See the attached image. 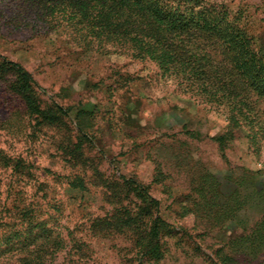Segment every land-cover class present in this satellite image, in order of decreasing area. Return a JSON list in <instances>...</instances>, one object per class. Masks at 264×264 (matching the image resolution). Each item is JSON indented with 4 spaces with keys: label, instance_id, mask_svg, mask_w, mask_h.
Returning <instances> with one entry per match:
<instances>
[{
    "label": "rangeland",
    "instance_id": "obj_1",
    "mask_svg": "<svg viewBox=\"0 0 264 264\" xmlns=\"http://www.w3.org/2000/svg\"><path fill=\"white\" fill-rule=\"evenodd\" d=\"M205 1L240 13L264 48V0ZM109 49L54 28L28 0H0V63L31 74L41 108L64 112L57 124L40 122L10 89L14 78L0 77V264H22L26 255L19 244L28 225L1 213L16 197L41 224L33 233L58 243L47 248L43 264H222L220 249L235 264H264V254L255 259L228 251L242 231L217 214L209 189L200 188L210 175L227 196L234 190L227 178L238 177V169L259 173V187L264 132L231 129L226 108L162 77L155 64ZM212 49L215 62L226 65ZM123 181L146 188L175 229L160 261L141 258L128 235L101 224L120 203L137 204L123 195L116 199ZM251 203L240 215L246 226L263 213Z\"/></svg>",
    "mask_w": 264,
    "mask_h": 264
},
{
    "label": "trees",
    "instance_id": "obj_2",
    "mask_svg": "<svg viewBox=\"0 0 264 264\" xmlns=\"http://www.w3.org/2000/svg\"><path fill=\"white\" fill-rule=\"evenodd\" d=\"M28 3L40 9L54 28L72 30L83 44L100 49L109 47L107 54L124 52L133 60L149 61L162 77L177 82L183 90L196 92L210 106L226 108L231 129L246 126L251 131L258 128L264 132V108L258 107V103H264L263 38L250 34L249 22L240 13L233 15L205 0H28ZM215 46L226 65L221 66L213 59L210 51L216 49L209 48ZM6 75L14 78L10 89L22 100L30 116L48 125L60 122L64 116L60 108H41L31 74L16 63L2 61L0 77ZM250 139L255 143V133ZM238 170L241 173L238 177L231 174L227 178L234 186L227 196L221 193L218 179L210 175L205 176L200 188L209 189L214 205L219 207L217 214L231 217L242 231L229 241L228 251L232 255H253L256 259L264 254V181L258 187L259 173ZM117 188L120 193L116 199L123 195L137 204L130 207L120 203L101 224L128 235L141 258L160 261L165 239L173 237L175 229L159 215V203L146 188L134 181H123ZM248 202L263 209L260 218L250 226L240 216ZM24 203L23 197H16L1 213L28 225L27 243L19 244L20 251L26 254L22 264H43L47 248H56L58 243L45 240L41 231L33 233L34 228L42 227ZM218 251L222 264H235L234 257L226 255L223 249Z\"/></svg>",
    "mask_w": 264,
    "mask_h": 264
}]
</instances>
